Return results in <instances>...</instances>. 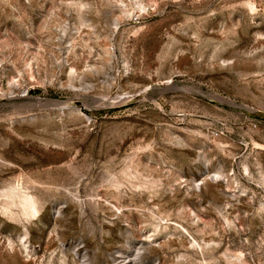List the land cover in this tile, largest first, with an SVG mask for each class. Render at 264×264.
<instances>
[{"label":"rangeland","instance_id":"rangeland-1","mask_svg":"<svg viewBox=\"0 0 264 264\" xmlns=\"http://www.w3.org/2000/svg\"><path fill=\"white\" fill-rule=\"evenodd\" d=\"M0 264H264V0H0Z\"/></svg>","mask_w":264,"mask_h":264},{"label":"bare ground","instance_id":"bare-ground-1","mask_svg":"<svg viewBox=\"0 0 264 264\" xmlns=\"http://www.w3.org/2000/svg\"><path fill=\"white\" fill-rule=\"evenodd\" d=\"M23 199H24V202L26 204H28L29 206H32L31 202L25 196L23 197ZM28 205H26V206H28Z\"/></svg>","mask_w":264,"mask_h":264}]
</instances>
